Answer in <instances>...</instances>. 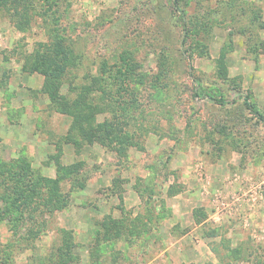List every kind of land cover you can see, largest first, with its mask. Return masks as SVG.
Here are the masks:
<instances>
[{
    "label": "rangeland",
    "instance_id": "1",
    "mask_svg": "<svg viewBox=\"0 0 264 264\" xmlns=\"http://www.w3.org/2000/svg\"><path fill=\"white\" fill-rule=\"evenodd\" d=\"M28 1L26 31L0 10V264H264V0ZM89 86L111 146L73 132Z\"/></svg>",
    "mask_w": 264,
    "mask_h": 264
},
{
    "label": "trees",
    "instance_id": "2",
    "mask_svg": "<svg viewBox=\"0 0 264 264\" xmlns=\"http://www.w3.org/2000/svg\"><path fill=\"white\" fill-rule=\"evenodd\" d=\"M30 2L31 1L28 0H0V10L7 11V13H9L16 29H18L19 31H26V29L30 28L33 20L31 16ZM174 2L176 9L180 13H182L181 1L174 0ZM183 36L184 39L187 37L185 33ZM56 41L58 42H56V45H54L53 47L44 46L47 54H44L46 53L44 50V52H38L35 55V65L33 71L46 76L45 91L49 90V92L52 94V99L56 100V105H62V98L60 96V90L62 89L63 85L62 77H64L67 72H69V69L72 64L74 62L76 63L77 57L73 54L70 49L64 47L59 41V39H56ZM100 81V78L93 79L92 85L96 87L97 84L100 83ZM94 87H84V89L81 91V99L79 100L80 107L78 106V110L80 111V113L77 115L78 122L75 123L73 132H78V135L81 137L82 140L81 143L83 142L85 144H93L100 141L101 143H109L108 145L111 146L115 142V140L117 141V139L119 138V130L108 124H101V126L98 127V115L100 114L102 102H97L99 103L98 107L93 104L94 102L96 103V99L94 97H90V94L92 93ZM205 97L211 101H215L220 105L229 104V102L226 101L224 98H212L209 96ZM87 98L90 99L92 102L88 101ZM244 104L245 107L259 119V121L264 123V116L255 109V107L251 104V102H249V100H245ZM83 111H85V113ZM78 142L80 141L78 140ZM131 142V139L129 140L127 137V143ZM123 143H125V138H121V144ZM114 148L117 150V147L114 146ZM3 173L4 172L1 171V174ZM19 178L22 179L21 176ZM5 185L6 184L4 182L3 184H0V187L4 189ZM19 187L23 188L24 186L21 184ZM33 187L38 186L36 185ZM14 189L15 191L13 192V194L9 191H5V189L4 191L0 192V197L6 201V204L8 202L7 200L13 199L15 198V195H17L18 188L16 187ZM49 198L52 199V197L50 196ZM27 199L28 198L23 199L22 202L26 206H29L31 205V202ZM34 214L35 213H32V211H30L29 213L31 218H33ZM43 231L44 230L42 228H32L30 229V237L38 238ZM69 249H71L70 246Z\"/></svg>",
    "mask_w": 264,
    "mask_h": 264
}]
</instances>
